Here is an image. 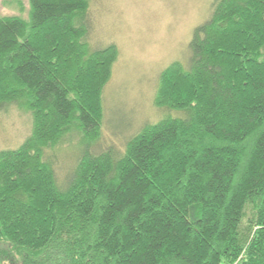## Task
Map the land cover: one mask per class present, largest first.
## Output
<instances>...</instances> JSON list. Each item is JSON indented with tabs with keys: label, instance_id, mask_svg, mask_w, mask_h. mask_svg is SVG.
<instances>
[{
	"label": "trees",
	"instance_id": "trees-1",
	"mask_svg": "<svg viewBox=\"0 0 264 264\" xmlns=\"http://www.w3.org/2000/svg\"><path fill=\"white\" fill-rule=\"evenodd\" d=\"M91 1L0 15V112L32 119L0 151V264H264V0L214 4L159 78L184 115L123 150L97 146L118 49L90 44Z\"/></svg>",
	"mask_w": 264,
	"mask_h": 264
},
{
	"label": "rangeland",
	"instance_id": "rangeland-1",
	"mask_svg": "<svg viewBox=\"0 0 264 264\" xmlns=\"http://www.w3.org/2000/svg\"><path fill=\"white\" fill-rule=\"evenodd\" d=\"M218 0H92L90 44L118 49L110 82L104 90L105 123L100 148L124 149L146 125L177 113L155 105L162 72L173 62L186 64L194 30L211 16ZM29 0H0V15L29 18ZM29 114L11 107L0 112V151L19 146L30 133ZM56 169L60 182L79 153L64 145ZM61 148V149H62Z\"/></svg>",
	"mask_w": 264,
	"mask_h": 264
}]
</instances>
